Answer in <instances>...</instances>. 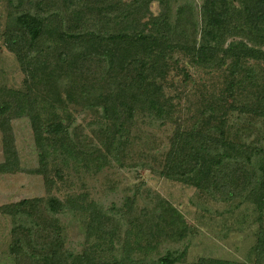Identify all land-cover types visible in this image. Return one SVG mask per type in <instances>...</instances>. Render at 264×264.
I'll use <instances>...</instances> for the list:
<instances>
[{"label":"rangeland","instance_id":"rangeland-1","mask_svg":"<svg viewBox=\"0 0 264 264\" xmlns=\"http://www.w3.org/2000/svg\"><path fill=\"white\" fill-rule=\"evenodd\" d=\"M92 1L81 0L84 10L93 5ZM182 3L188 9L180 15L176 28L184 30L189 41L195 35L199 42L202 0H170L173 23L178 21L175 12ZM233 5L239 7L238 0H233ZM148 9L144 21L163 10L157 1L150 2ZM23 11L40 12L47 18L56 13L50 17V24L62 30L67 28L70 15V11L63 9L62 0H0V103L11 100L13 104V97L23 98L30 88L29 94L35 96L43 124L60 121L66 133L64 140L55 141L44 129L43 135L49 140H45V172L49 179L46 188L44 178L33 172L40 166V150L35 145L27 113L10 119L18 163L17 168L14 165L16 171L0 172V206L52 194L62 201L70 200L87 207L93 203L99 214L98 220L91 222V211L87 208L51 213L43 209L42 203L33 201V207L27 206L31 215L23 214L19 220L30 231L33 247L38 249L36 256L48 239L57 234L62 249L74 254L88 253L99 264L118 261L124 248L130 250L133 264H152L167 253L180 257L174 264H208L210 260L264 264V252L260 257L255 252L258 214L248 194L228 198L217 191H203L161 174L176 124L202 108L200 92L208 100H216L221 93L226 98L224 71L200 67L187 53L174 52L165 80L161 82L173 106L171 115L162 122L148 112L135 113L125 134L117 135L110 150L102 138L111 134L112 129L101 115V106L94 105L106 92L104 87L93 84L96 91L88 105L83 101L71 103L65 98L66 90L72 86L70 76H58L56 87L51 88L46 82L28 83L15 54L6 48L3 31L7 17ZM100 22L95 25L99 26ZM237 38L228 37L225 44ZM55 47L49 40L36 45L34 58L40 57L34 60L35 66L43 63V57L50 61L57 50ZM75 49L73 52L78 54L85 50ZM99 65L87 56L79 63V74L91 79L100 74ZM259 70L252 83H247L241 93L237 91L236 100L231 94L227 102L238 105L255 100V94L249 90L255 91L264 85V72ZM57 93L64 98L63 103L55 100ZM74 93L79 96L80 91ZM228 124L233 139L253 140L264 135L263 119L250 114L234 111ZM4 162L0 129V165ZM12 226L11 216L0 211V264H39L29 257L19 258L11 253Z\"/></svg>","mask_w":264,"mask_h":264},{"label":"trees","instance_id":"trees-1","mask_svg":"<svg viewBox=\"0 0 264 264\" xmlns=\"http://www.w3.org/2000/svg\"><path fill=\"white\" fill-rule=\"evenodd\" d=\"M152 1H157L163 10L159 15L150 16L144 21ZM169 2L93 0V5L84 10L81 0H62L63 9L70 11L65 30L51 26L50 17L56 13L47 18L42 17L40 12L33 14L23 11L8 15L3 41L18 59L28 83L46 82L51 88L56 87L58 76H70L74 87L66 90L65 98L71 103L80 104L83 101L88 105L95 93L93 84L105 88L106 92L94 105L101 106V115L109 122V129H112L111 134L102 138L111 150L117 135L125 134L135 113L148 112L162 122L171 115L173 106L165 96L161 82L165 80L174 52L187 53L200 67L224 71L227 99L233 94L232 98L236 100L237 91L241 93L247 83L253 82L258 68L264 72V0H238L239 7L233 5V0H202L199 42L195 35L189 41L184 30L178 31L176 28L187 6L182 3L177 7L175 15L178 21L173 23ZM97 21H101L99 26L95 25ZM90 25L91 28L88 27ZM233 36L238 38L225 44L227 38ZM46 40L52 42L57 50L50 61L43 57V63L35 66L34 60L40 57L34 58L36 45ZM81 47L85 50L80 54L73 52V49ZM87 56L100 64V74L91 76V79H84L78 70L79 63ZM46 64L48 67L45 68ZM88 80L92 82L87 83ZM78 91L79 96L74 93ZM249 91L255 94L256 99L242 101L238 105L227 102L222 93L215 97L216 100H208L206 94L200 92L202 108H197L189 119L176 124L161 174L203 191H217L228 198L248 194L257 208L259 230L255 252L260 257L264 252V135L253 140L233 139L228 124L229 116L234 111L264 121V85ZM29 92L30 88L23 98L13 97V104L11 100L0 103V129L5 154L0 172L17 170L14 167L18 160L12 143L10 119L27 113L35 145L40 150V166L33 172L44 178V185L48 188L44 129L51 134L50 138L62 141L66 128L60 121L54 120L44 125L35 96ZM55 100L63 103L64 98L58 94ZM33 201L42 203L43 209L51 213L87 208L91 211V222L98 220L95 204L91 203L87 207L70 200L62 201L52 194L45 198L21 199L0 206V211L12 218V254L19 258L21 255L29 257L32 262L38 261L39 264H99L88 253L74 254L62 249L55 233L38 251L40 255L36 256L38 249L33 247L30 231L19 220L23 214L31 215L32 211L28 207H33ZM101 210L100 207L99 212ZM179 259V256L167 253L152 264H174ZM133 263L130 250L124 248L120 259L110 264ZM208 264L238 263L210 260Z\"/></svg>","mask_w":264,"mask_h":264}]
</instances>
